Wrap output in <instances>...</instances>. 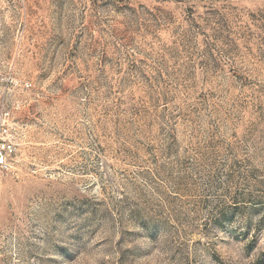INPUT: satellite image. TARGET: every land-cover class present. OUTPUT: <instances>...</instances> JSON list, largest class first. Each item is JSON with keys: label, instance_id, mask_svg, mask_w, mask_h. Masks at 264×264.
<instances>
[{"label": "rangeland", "instance_id": "obj_1", "mask_svg": "<svg viewBox=\"0 0 264 264\" xmlns=\"http://www.w3.org/2000/svg\"><path fill=\"white\" fill-rule=\"evenodd\" d=\"M0 264H264V0H0Z\"/></svg>", "mask_w": 264, "mask_h": 264}, {"label": "built area", "instance_id": "obj_2", "mask_svg": "<svg viewBox=\"0 0 264 264\" xmlns=\"http://www.w3.org/2000/svg\"><path fill=\"white\" fill-rule=\"evenodd\" d=\"M7 129L5 127L0 128V168L6 167L7 158L13 151V146L6 138Z\"/></svg>", "mask_w": 264, "mask_h": 264}]
</instances>
